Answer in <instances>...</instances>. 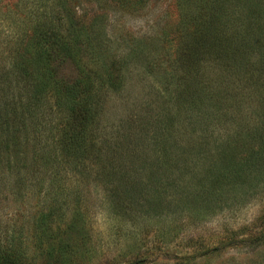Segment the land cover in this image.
I'll list each match as a JSON object with an SVG mask.
<instances>
[{
	"label": "rangeland",
	"instance_id": "obj_1",
	"mask_svg": "<svg viewBox=\"0 0 264 264\" xmlns=\"http://www.w3.org/2000/svg\"><path fill=\"white\" fill-rule=\"evenodd\" d=\"M0 264H264V0H0Z\"/></svg>",
	"mask_w": 264,
	"mask_h": 264
},
{
	"label": "trees",
	"instance_id": "obj_2",
	"mask_svg": "<svg viewBox=\"0 0 264 264\" xmlns=\"http://www.w3.org/2000/svg\"><path fill=\"white\" fill-rule=\"evenodd\" d=\"M53 33L54 32L50 31H40V34L42 36L41 39L44 42L40 45V47L46 50L48 49L53 54H56V52L58 53V50H60V44L59 46L57 45V35H54ZM65 49L67 52L68 48ZM98 86V82L83 68L80 70V74L71 81L60 82L59 92L63 93L65 96L72 97L77 104V110L74 116V126L76 128L74 139L78 144L84 142V132L86 131V127L89 122V117L93 107L91 98L94 92L98 91ZM12 99H10V101Z\"/></svg>",
	"mask_w": 264,
	"mask_h": 264
}]
</instances>
